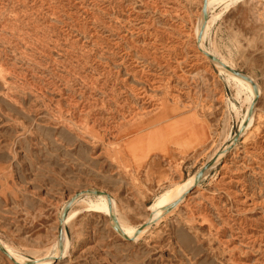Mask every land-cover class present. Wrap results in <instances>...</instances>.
Returning <instances> with one entry per match:
<instances>
[{"label": "rangeland", "instance_id": "obj_1", "mask_svg": "<svg viewBox=\"0 0 264 264\" xmlns=\"http://www.w3.org/2000/svg\"><path fill=\"white\" fill-rule=\"evenodd\" d=\"M201 5L0 0V241L15 254L264 264V1L230 0L205 17ZM205 20V49L256 84L252 107L249 87L195 46ZM209 163L138 238L73 204L104 191L113 215L138 227ZM0 264L12 263L0 252Z\"/></svg>", "mask_w": 264, "mask_h": 264}, {"label": "bare ground", "instance_id": "obj_2", "mask_svg": "<svg viewBox=\"0 0 264 264\" xmlns=\"http://www.w3.org/2000/svg\"><path fill=\"white\" fill-rule=\"evenodd\" d=\"M227 1H230V0H211L210 2H208L206 4V0H205L206 13L208 12L209 8L214 7L216 4L224 3V2H227ZM203 2H204V0H202V5L200 7L201 11H202ZM207 5H209V6H207ZM205 22H206V20L202 24L203 28L202 27L201 28L198 27V29H195V33H194L195 37H194V39L195 38L197 39V43H196L195 46H197V49L199 50V52L201 54H203L204 56H206V54H210V55L214 56L219 62L225 64L226 66H228L230 68H232L231 66L227 65L224 60H222L218 56H216V54H214L213 52L205 49V47H204V45H203V43L201 41L202 31H204L205 28H206V26L204 28ZM193 32H194V30H193ZM199 34H200V39L198 40ZM216 64L220 68H223L218 62H216ZM224 70L227 73H229V74H231L233 76V78L235 79V81L238 84V87H240V88H247V86L249 87V90L247 89L248 90L247 91L248 92L247 99H248V104L251 105V107H252L253 100H254V97H255L254 90H256V84L252 81V79L249 76H248V78L250 80H245V79H243V78H241L239 76H236V75L232 74L231 72L227 71L226 69H224ZM252 83L255 86V89L253 88ZM257 93H258V91H257ZM251 118H252V115L250 116L249 120H251ZM244 122H245V124H243V126H242V128H244L243 130L248 128V127H245L246 123H247V120H245ZM227 149H229V147H226L224 150L222 149L221 152L217 153L215 161H218V159H220V156L222 154H224V152ZM195 176H196V173L193 174L187 181H185L183 183H178V184L174 185L169 191L167 190L168 192H166L164 194L163 199H161L160 201L154 203L149 208V213H148L147 219L144 222H142L138 227H135L133 225L127 224L123 220H121L119 217H117L116 215H113L114 213L112 212L111 209L114 208V202H113V200H108V198L106 197V193L104 191L100 190L104 194H95V195L85 194L84 195L85 197L84 196L83 197L79 196L78 198L74 199L73 204L74 203H81L82 204L81 208H85V209H87L89 211H93V212L94 211L95 212H100V211L108 212L110 214V216H111L109 218L111 220V227L114 229V231L122 239H132L138 233H140L143 230H145L150 225V223L153 220H155L156 217L161 216L163 214V212H168V211L172 210L177 204H179L183 200V198L185 196V193L194 186ZM73 198H75V197H72V199ZM115 211H116V209H115ZM70 213H72V211H70L69 214ZM143 224H146V225L140 231L137 232L138 228L141 225H143ZM138 237H139V234H138L137 238ZM63 239H64V235L61 237V242L62 243H63ZM0 252L12 264H24L25 262H27V260L24 257L15 254L12 251V249L6 243H4L2 241H0ZM64 253H65V250L63 251V254ZM51 259H52V257H48V256L47 257L44 256V257H41V258H37L35 264H51Z\"/></svg>", "mask_w": 264, "mask_h": 264}, {"label": "water", "instance_id": "obj_3", "mask_svg": "<svg viewBox=\"0 0 264 264\" xmlns=\"http://www.w3.org/2000/svg\"><path fill=\"white\" fill-rule=\"evenodd\" d=\"M202 13H203V15H204V17H205V16H206L205 0H204V2H203V6H202ZM202 28H203V25H202ZM199 39H200V34H199V36H198V40H199ZM206 56H207L209 59H211V60H213V61H215V62H218V63H219L224 69H226L227 71L231 72L232 74H234V75H236V76H239V77H241V78H243V79H245V80H250V79L248 78V76H246V75H244V74H241L240 72H238V71H236V70H234V69H232V68L226 66L225 64L219 62L214 56H212V55H210V54H206ZM252 86H253V88L255 89V86L253 85V83H252ZM235 140H236V139H235ZM235 140H234V141H235ZM209 166H210V163L207 164L206 166L200 168V170H198V172L196 173V176H195V183L199 180V178L202 176L203 172H204ZM86 193L94 194V195H95V194H104V193H102L100 190H88V191H86ZM69 204H70V202L66 205L65 209L68 207ZM145 225H146V224L141 225V226L138 228L137 232L140 231ZM59 245H60V244H59ZM24 264H35V261H33V260H29V261H27V262L24 263Z\"/></svg>", "mask_w": 264, "mask_h": 264}]
</instances>
